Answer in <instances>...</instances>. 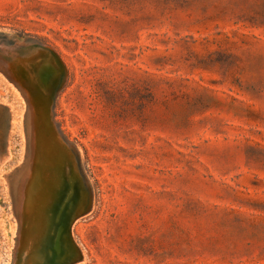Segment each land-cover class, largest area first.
Listing matches in <instances>:
<instances>
[{"label": "rangeland", "instance_id": "obj_1", "mask_svg": "<svg viewBox=\"0 0 264 264\" xmlns=\"http://www.w3.org/2000/svg\"><path fill=\"white\" fill-rule=\"evenodd\" d=\"M46 67L34 151L12 69ZM54 160L79 195L54 258L264 264V0H0V264L37 262Z\"/></svg>", "mask_w": 264, "mask_h": 264}, {"label": "bare ground", "instance_id": "obj_2", "mask_svg": "<svg viewBox=\"0 0 264 264\" xmlns=\"http://www.w3.org/2000/svg\"><path fill=\"white\" fill-rule=\"evenodd\" d=\"M47 62L49 63V61H47ZM25 67H27V66H25ZM27 68H29V67H27ZM18 69H12L13 70V73L12 74H14V76L16 78L17 84L25 88L23 90L26 91L27 96H28V100L31 103V109H32L31 112H32V120H33V130H34V135H33L34 151H38V149H39L38 145L41 144V143H43V142H45V143L46 142H49V144L52 147H54V148L57 147L58 148L57 141L53 137L54 136L53 135V132L51 133V130L53 128L51 129L50 126L49 127L47 126L48 116H47V114L45 112V109H46L45 108V104L49 103V102L46 101L47 100L46 99V95L48 94L47 93V90L50 89V88H48L50 85H49V82H47L48 84L47 85L45 84L46 86H43V83L42 82L44 81V78L46 77V74H48L49 68L46 67L42 71L40 69L39 72H37V74H36L38 76L37 78L34 75L35 74L34 73L35 71L32 72L33 73V76H35V81L37 79V81H36L37 83L34 82L33 78L30 75L26 76L25 73H24V71H23V69H22V72H21V70H18ZM30 71H32V70L30 69ZM49 72H51V71H49ZM42 73H44V75H45L44 78L41 75ZM8 74H9V72H8ZM14 76H13V78H14ZM14 80L15 79H13L12 81H14ZM36 91H39L43 95V98L42 97L41 98H38L37 94L35 93ZM42 106H43L44 110H43ZM46 146H44V147H46ZM44 149L42 148L41 150H44ZM52 151H53V149H52ZM60 154H62V153H60ZM43 155H44V153H43ZM33 160H32V162H33ZM34 162H35V160H34ZM64 166H66V165H64V163L63 164L62 163L60 164L59 161H55L54 160V161H52V162H50V163L47 164V166L44 168V172L42 174V179H43L42 189H43V192L45 194L47 193L48 195H46V197L43 196V197H45V200L43 202L44 203L43 204V208L45 210V218L43 220V226L40 228L41 230L38 229V230L41 231V235H40V240L38 242L39 245L36 248V250H38V253H36V256H35L36 258H34V259H37V262L35 264H59L60 262H62V263L65 264V263H68L69 261H72V262L75 261V259H74L75 257L73 256V254H72L71 251L70 252H71L72 255L69 254L68 255V258H66V259L62 255H60L62 257L54 258V255H55L56 250H57L56 236H57V233L59 231V226L62 224L61 216H63L62 213H63V210L65 208V203L67 202V200H68V198L70 196H71V198L74 197L75 199H77L79 197V195H78V188L77 187H73L74 186L75 177L73 176V174H72V176L66 177L68 174L65 175L66 174L65 172H67V171L64 172V169H63ZM37 168L33 166L32 173H31L32 174V177L34 175H37V172H38L36 170ZM33 180H35V178ZM36 181L38 183V180H36ZM28 185H29V183H28ZM32 188H33V186H32ZM27 190H29V188ZM30 190H31V188H30ZM33 190L34 191L32 193V196L34 198L36 196V193L37 192L35 191V189H33ZM27 201H29V198L27 199ZM38 206H41V205H38ZM68 208H67V212L69 210L72 211V209H69L68 210ZM75 209H78L79 210L80 209V206H77V208L75 207ZM38 212L39 211H37V214H38ZM42 213H44V211H42ZM64 215H65V212H64ZM37 217H39V216H37ZM33 219H36V218L33 217L32 220ZM69 219H70V217H69ZM67 222H69V221H66V224H67ZM31 224H33V223H31ZM63 226H65V225H63ZM37 227H39V226H37ZM65 228H68V226L65 227ZM66 231H67V229H66ZM29 235H30V237L32 236L31 234H29ZM61 235H62V233H61ZM37 236H38V234L36 236H34V237H37ZM59 237H60V235H59ZM31 239H33V238H31ZM31 239H30V241H31ZM58 243H60V242H58ZM29 245H31V244H29ZM61 249L62 248H60L59 250H61ZM31 250H33V249H31ZM29 251H30V249H29ZM67 252L68 251H66V253ZM29 258H31V257H29ZM33 264H34V262H33Z\"/></svg>", "mask_w": 264, "mask_h": 264}, {"label": "water", "instance_id": "obj_3", "mask_svg": "<svg viewBox=\"0 0 264 264\" xmlns=\"http://www.w3.org/2000/svg\"><path fill=\"white\" fill-rule=\"evenodd\" d=\"M49 67H50V66H49ZM51 67H52V66H51ZM51 67H50V68H51ZM53 72H54V71H53ZM53 72H52V73H53ZM52 73H51V74H52ZM83 210H84V208H82L81 213L83 212ZM63 254H64V253H63ZM63 254H62V255H63ZM63 256H64V255H63ZM55 261H56V260H55ZM71 263H73V262H72V261H69L68 263H65V264H71ZM59 264H64V263L60 262Z\"/></svg>", "mask_w": 264, "mask_h": 264}]
</instances>
